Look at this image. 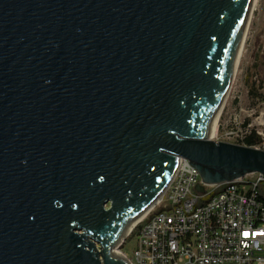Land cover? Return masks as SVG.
<instances>
[{
    "label": "water",
    "instance_id": "95a60500",
    "mask_svg": "<svg viewBox=\"0 0 264 264\" xmlns=\"http://www.w3.org/2000/svg\"><path fill=\"white\" fill-rule=\"evenodd\" d=\"M247 5L0 0V264H130L113 246L178 158L264 175V141L202 136Z\"/></svg>",
    "mask_w": 264,
    "mask_h": 264
},
{
    "label": "built area",
    "instance_id": "2783aa9c",
    "mask_svg": "<svg viewBox=\"0 0 264 264\" xmlns=\"http://www.w3.org/2000/svg\"><path fill=\"white\" fill-rule=\"evenodd\" d=\"M129 235L130 264H264V175L203 184L193 164L178 158L158 202Z\"/></svg>",
    "mask_w": 264,
    "mask_h": 264
},
{
    "label": "rangeland",
    "instance_id": "374dc122",
    "mask_svg": "<svg viewBox=\"0 0 264 264\" xmlns=\"http://www.w3.org/2000/svg\"><path fill=\"white\" fill-rule=\"evenodd\" d=\"M251 129L262 142L264 137V0H256L237 75L219 117L213 140L233 143ZM128 236L118 248L124 256L126 254L131 257L135 237Z\"/></svg>",
    "mask_w": 264,
    "mask_h": 264
},
{
    "label": "bare ground",
    "instance_id": "6f19581e",
    "mask_svg": "<svg viewBox=\"0 0 264 264\" xmlns=\"http://www.w3.org/2000/svg\"><path fill=\"white\" fill-rule=\"evenodd\" d=\"M255 5H256V0H248V5H247V8L245 10L244 16L242 18L239 31L237 33L236 42H235V46H234V49H233V52H232L230 66H229V69H228V72H227L224 88H223V90H222V92H221V94L219 96V99H218L216 105L214 106V108H213V110H212V112H211V114H210V116H209V118H208V120L206 122V125H205L203 133H202V136L205 139L213 140V137L216 135L217 123H218L219 117H220V115H221V113L223 111V108H224V106H225V104L227 102V99H228L229 94H230L231 86H232L233 81H234V79H235V77L237 75L238 66H239V63H240V58L242 56L243 45H244V42H245V38H246V35H247V31H248V28H249V24H250V20H251L252 14H253L254 9H255ZM164 189L159 193L157 198L145 210V212L123 234V236L119 239L117 244L115 246H113L112 250H116L119 253H121V251L119 250L118 246L121 244V242L123 243V240L126 239V237L131 233V231L133 230L134 226L158 202V200L161 197Z\"/></svg>",
    "mask_w": 264,
    "mask_h": 264
},
{
    "label": "trees",
    "instance_id": "16d2710c",
    "mask_svg": "<svg viewBox=\"0 0 264 264\" xmlns=\"http://www.w3.org/2000/svg\"><path fill=\"white\" fill-rule=\"evenodd\" d=\"M242 143L247 146H257L261 143V139L256 135L253 129L249 130L248 133H245L242 139Z\"/></svg>",
    "mask_w": 264,
    "mask_h": 264
},
{
    "label": "snow or ice",
    "instance_id": "6c2138e0",
    "mask_svg": "<svg viewBox=\"0 0 264 264\" xmlns=\"http://www.w3.org/2000/svg\"><path fill=\"white\" fill-rule=\"evenodd\" d=\"M244 235H248L247 233H245Z\"/></svg>",
    "mask_w": 264,
    "mask_h": 264
}]
</instances>
